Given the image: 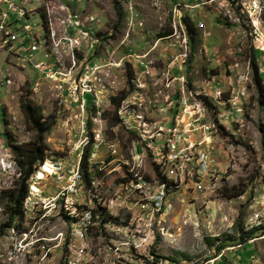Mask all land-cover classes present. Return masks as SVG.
<instances>
[{"label":"rangeland","instance_id":"rangeland-1","mask_svg":"<svg viewBox=\"0 0 264 264\" xmlns=\"http://www.w3.org/2000/svg\"><path fill=\"white\" fill-rule=\"evenodd\" d=\"M49 1L78 11L82 26L97 38L87 51V37H80L79 66L70 61L69 69L78 73L77 80L84 78L88 61L97 69L89 71L88 101L81 110L57 83L37 76L15 49H0V81L10 80L0 82V264L42 259V252H31L30 259L21 255L17 247L23 239H28L27 247H47L60 264L65 252L44 237L65 232V214L72 223L67 212L79 214L82 207L99 205L110 216L128 219L133 212L121 209V188L140 180L154 194L161 187L165 191L159 210L137 218L140 225L155 217L150 232L154 254L196 264H264V98L258 96L251 65L257 50L254 58L264 86V0ZM115 4L122 10L121 21ZM6 8L1 0L0 9ZM182 15L192 22L194 36L181 26ZM25 22L40 31L38 15L17 28ZM63 23L69 24V15L61 16L59 27H66ZM40 50L49 51V42L40 41ZM41 55L34 52L33 59L45 61ZM22 97L54 124L44 138L47 157L26 181L24 217L6 228L7 191L18 186L17 159L25 149L12 145L34 138L19 108ZM192 110L201 124L187 117L185 112L193 115ZM128 120L149 121L139 138L152 141L153 147L168 137L158 136V125L175 128L179 145L187 146L176 161L187 156L192 163L181 183L179 173H159L151 151L126 130ZM88 144L89 185L78 183L80 192L72 196L66 188L77 172L81 175L79 162ZM199 155L208 159V173H203ZM162 175L169 185L159 180ZM34 187L38 193H32Z\"/></svg>","mask_w":264,"mask_h":264},{"label":"built area","instance_id":"built-area-1","mask_svg":"<svg viewBox=\"0 0 264 264\" xmlns=\"http://www.w3.org/2000/svg\"><path fill=\"white\" fill-rule=\"evenodd\" d=\"M3 1L4 5H7V8L5 11L0 9V49L5 51L15 49L17 55L22 60L27 61L28 66L33 68L37 76L57 83V87L67 93L70 102L77 103V106L81 110H84L88 101L86 86H90L89 81L92 74L89 71L95 70L97 67L93 61H88L83 66L84 78L81 77L77 80L78 73L75 75V69H69V62L77 61V67L79 66L77 54L79 53L80 37H87V51H92L95 43H97V38L86 33V27L82 26L81 15L78 11L69 10L62 4H59L57 7L50 6L51 1L49 0ZM9 12L13 13L11 17H9ZM42 14L45 15V21L42 20ZM32 15H38L39 17V32H34L32 26L27 22L17 28L22 20L26 21ZM62 15H69V24L66 27H59V19ZM85 19L93 20V17ZM40 41L49 42V51L40 50ZM34 52H42L41 56L46 60L33 59ZM65 62H67V65H65ZM9 69L11 68L6 67L5 71H9ZM0 82L10 84V81ZM192 111V124H201L200 116L195 114L194 110ZM165 125L160 124L157 127L158 136L162 134L168 135L161 147H153L151 146L152 141H145V138H139V130L149 129V121L128 120V125L125 127L126 130H130L137 135L141 146L145 150L149 149L151 151L152 159L156 163L159 173L171 174L170 170L173 173H179L181 183L187 172H190L189 167L192 163L187 162V156H183V161H176V154H183V149H187V146L181 147L178 143L180 137L177 133H173L175 128H165ZM111 151H114V154L117 153L116 149H112ZM203 156L199 155L200 160L205 164V171L203 173H208L210 169L209 161ZM78 183H83V181L80 173L77 172L76 177L66 188L70 195L74 196L80 192L78 191ZM121 190V199L126 204V212H133V218L139 214H144V211L149 210L151 204L165 203V192L154 194L150 193V188H148V191L145 193L134 191L132 194H125V188H121ZM65 203L67 204L68 202ZM33 205L30 204L32 207ZM87 224V220L82 224H72L67 220L64 233H56L55 238L44 237V239L51 240V246H66V239H73V246L66 247L73 248L72 259L74 260V264H97L95 259L80 260V252H85L88 249L83 243L84 226ZM154 224L155 217L146 218L143 224V235H149L150 237ZM27 240L23 239L22 243L17 247L22 256H29L30 259L31 252H42V259H37L36 264H58L59 256L53 260L54 256H52V253H47V247H38V245L27 247ZM113 259H115V264H159L147 258H134L124 251H122V257L113 256Z\"/></svg>","mask_w":264,"mask_h":264},{"label":"bare ground","instance_id":"bare-ground-1","mask_svg":"<svg viewBox=\"0 0 264 264\" xmlns=\"http://www.w3.org/2000/svg\"><path fill=\"white\" fill-rule=\"evenodd\" d=\"M64 25L67 26L68 23H65ZM86 33H92L93 35L91 36H95L90 30L86 31ZM6 81L10 80L7 79ZM191 116L192 112H188L187 117L191 118ZM130 186L129 187H133V190L137 191V193H145L148 191V188H150V193H154L148 182L144 180H140L136 184L131 183ZM129 187L128 185L125 186V194H132L128 191L132 190ZM33 190L35 191L32 192L33 194L38 193L36 187H34ZM161 192H165L163 187L160 188L157 194H161ZM119 197H121V194ZM122 206L123 207H121V209H126V204H123ZM161 206L162 203L151 204L148 212L152 215L153 210L157 211L161 208ZM67 213L72 218V224H82L86 220L88 221V224L84 226L83 232V243L86 247H88V249L85 252H80V260L95 259L97 264H115L113 256L122 257V251H124L125 253H129L134 258H147L152 262L159 264H196L191 260L175 261L167 257L157 256L154 254L152 251L153 240L151 236L149 237V235H143L144 229H140L141 226L144 227L143 224L145 223V220L142 219V223L140 225L138 224V221H140V219L137 220L139 215L134 218L133 215H131L128 219L122 220V218L118 217V214L110 216L107 214V210L99 205L82 207L79 214L72 210ZM66 246H73V239H66ZM66 246L53 247L59 248V250H63L65 252L60 264H74V260L72 259L73 248H67ZM50 251L51 250L47 249V253Z\"/></svg>","mask_w":264,"mask_h":264},{"label":"trees","instance_id":"trees-1","mask_svg":"<svg viewBox=\"0 0 264 264\" xmlns=\"http://www.w3.org/2000/svg\"><path fill=\"white\" fill-rule=\"evenodd\" d=\"M114 6L117 14V19L118 21H121V19L123 18L122 10L119 6H117V4H115ZM41 17L42 20L45 21V15L42 14ZM180 24L182 27H184L188 36L191 37L195 35V28L193 27L192 22L186 15L181 16ZM170 34L171 33H168L163 36ZM256 51L255 50L252 51L251 65L253 70L254 82L257 87V93L260 99H262L264 98V86L261 85V78L258 72V65L256 64L254 58ZM19 108L24 117V122L27 129L32 130L34 132V138L30 142L21 144L19 146L12 145V147L18 151H20L19 149L20 147H25V149L20 153V156L17 159L18 165L19 167H21L19 170L20 176H19L18 186L7 191L8 193L7 201L9 205L7 206V214L9 221L6 223V228L14 227L12 223L15 218L24 217L23 205L28 195V186L26 181L28 180L30 175L37 169V166L42 165L47 157L45 154L47 146L44 142V138L45 135L49 133L50 129L54 124V119L43 118L40 109L27 97H22L20 99ZM118 108L119 105L115 107V116L116 119L118 120L116 124L119 123V119L117 116ZM89 147L90 144L86 145L83 148L79 162V171L81 172L83 183L86 186L89 185V181H90V174L88 172L89 171L88 156L90 150ZM131 176L132 175H130L128 181L132 179ZM162 176L164 178H161L159 180L169 185L167 178L164 175ZM65 215L64 216L67 217L69 220V216H67V214Z\"/></svg>","mask_w":264,"mask_h":264}]
</instances>
